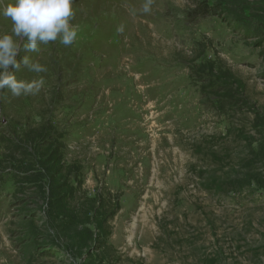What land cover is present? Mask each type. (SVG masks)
Instances as JSON below:
<instances>
[{
	"label": "rangeland",
	"instance_id": "rangeland-1",
	"mask_svg": "<svg viewBox=\"0 0 264 264\" xmlns=\"http://www.w3.org/2000/svg\"><path fill=\"white\" fill-rule=\"evenodd\" d=\"M144 3L18 54L48 71L0 90V264H264V0Z\"/></svg>",
	"mask_w": 264,
	"mask_h": 264
},
{
	"label": "clouds",
	"instance_id": "clouds-1",
	"mask_svg": "<svg viewBox=\"0 0 264 264\" xmlns=\"http://www.w3.org/2000/svg\"><path fill=\"white\" fill-rule=\"evenodd\" d=\"M153 0H145L143 12L150 13ZM73 0H0V18L11 22L9 32H0V90L8 89L12 96L35 95L45 85L43 75L48 68L39 61L24 56L17 61L21 49L36 53L41 45L58 42L67 47L77 40L79 26L74 19ZM117 31H123V26ZM21 63L31 73V80L19 79L10 68Z\"/></svg>",
	"mask_w": 264,
	"mask_h": 264
}]
</instances>
